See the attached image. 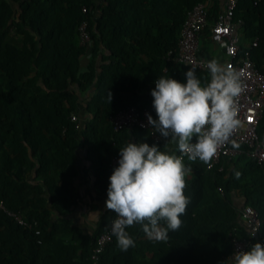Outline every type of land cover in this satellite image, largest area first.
I'll use <instances>...</instances> for the list:
<instances>
[{
    "label": "trees",
    "instance_id": "16d2710c",
    "mask_svg": "<svg viewBox=\"0 0 264 264\" xmlns=\"http://www.w3.org/2000/svg\"><path fill=\"white\" fill-rule=\"evenodd\" d=\"M205 1L0 0V201L32 225L0 211V264H91L98 236L117 214L106 209L92 232L73 221L70 184L79 148H86L96 188L106 200L109 177L118 167L113 158L120 159L129 142L180 153L178 147L166 148V138L155 142L147 130L116 132L110 117L128 107L156 117L155 81L186 83L189 68L167 56L177 48L188 12ZM213 1L212 16L221 10V0ZM233 20L250 42L240 53L249 52L261 69L264 0H238ZM84 21L89 46L81 44ZM210 28L204 29L207 43L213 42ZM200 55L211 60L203 46ZM196 75L202 83L210 79L207 71ZM82 112L97 122L83 124ZM184 164L192 171L182 227L167 241L149 240L139 224L127 227L135 246L124 252L114 237L99 264H228L232 238L249 237L240 217L244 206L258 212L264 240V170L256 160L243 152L212 169L198 159Z\"/></svg>",
    "mask_w": 264,
    "mask_h": 264
},
{
    "label": "clouds",
    "instance_id": "9594fccd",
    "mask_svg": "<svg viewBox=\"0 0 264 264\" xmlns=\"http://www.w3.org/2000/svg\"><path fill=\"white\" fill-rule=\"evenodd\" d=\"M210 79L202 83L194 67L185 73L186 83L159 77L151 91L157 119L148 124L175 142L188 160L211 166L218 148L239 127L237 97L242 92L240 74L216 59L203 62ZM111 100V93H109ZM195 138V142H193ZM169 141V140H168ZM118 167L109 177L106 208L117 214L111 226L118 247L126 252L135 241L126 231L139 224L149 240L167 241L183 224L189 198L184 194L186 167L183 156L169 154L153 144L129 142L119 151ZM235 264H264V245L257 242L237 251Z\"/></svg>",
    "mask_w": 264,
    "mask_h": 264
},
{
    "label": "built area",
    "instance_id": "2783aa9c",
    "mask_svg": "<svg viewBox=\"0 0 264 264\" xmlns=\"http://www.w3.org/2000/svg\"><path fill=\"white\" fill-rule=\"evenodd\" d=\"M237 4L238 0H224L210 31L212 41L223 45L226 49L227 58L220 64L231 67L240 74L243 90L236 100L237 119L240 121V125L231 134L229 140L218 148L210 162L211 166L207 165V168L212 169L223 161H231L245 152L249 158L256 160L264 170V140L258 134L264 113V72L251 59L249 52L240 53V37L233 20ZM213 5V0H206L198 3L188 12L177 48L168 53V62L184 65L187 68L194 67L196 71H207L203 62L210 60L203 58L200 55V50L204 29L210 25ZM83 12H87L86 8L83 9ZM79 32L81 44L91 45L92 37L86 21L80 25ZM256 45L257 41L253 43V46ZM148 115L157 119L148 109L139 112L135 107H128L111 116L110 122L116 132L124 129L132 130L133 128L147 130L153 140L160 143L164 137L148 124ZM71 120L77 122L78 118L73 115ZM193 142H195V138ZM177 156H183V162L188 159L181 152ZM118 161L119 158H113L112 163L117 164ZM0 211L14 218L20 225L32 228V225L25 220L21 213L7 209L2 201H0ZM240 217L249 228V237L247 240L232 238V253L227 258L228 264H235L234 256L237 251H247L257 242L264 245V240L260 234L261 221L258 212L251 206H244ZM112 223L105 232L98 236L91 256V264H99L100 256L104 253L107 245L113 241L115 236L111 231ZM36 234L39 235L40 231L37 230Z\"/></svg>",
    "mask_w": 264,
    "mask_h": 264
},
{
    "label": "crops",
    "instance_id": "0c3cea01",
    "mask_svg": "<svg viewBox=\"0 0 264 264\" xmlns=\"http://www.w3.org/2000/svg\"><path fill=\"white\" fill-rule=\"evenodd\" d=\"M224 0H221V8L223 6ZM216 15H211L210 25L212 26ZM211 29V28H210ZM236 31L240 37V46L245 48L249 47L250 42L243 38L242 32L239 30V27L236 26ZM206 49V52L209 54V57L216 59L219 63H222L226 58V49L223 45L215 42L207 43L206 36L203 34L201 39V47ZM88 63V59H83L82 68L84 69ZM261 69L264 71V59L261 64ZM80 119L82 123H86L88 120H95V116H89L84 112L81 113ZM88 119V120H85ZM259 134L264 140V113L259 126ZM169 140V141H168ZM138 143H141L140 141ZM166 148L172 150L177 148L175 142L170 141V137L167 138ZM76 169L77 175L70 184V189L72 193V219L73 221L81 226L85 231L92 232L95 226V223L98 221L102 212L106 208V199L102 197L96 188V181L94 176V171L92 168V163L87 157L86 148L81 147L76 153ZM234 200L237 205L242 206L243 201L238 199L237 196L234 197Z\"/></svg>",
    "mask_w": 264,
    "mask_h": 264
}]
</instances>
